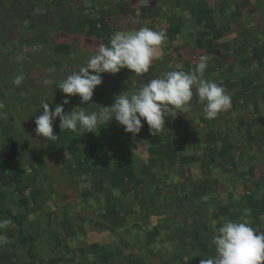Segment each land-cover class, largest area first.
I'll use <instances>...</instances> for the list:
<instances>
[{
	"label": "rangeland",
	"instance_id": "rangeland-1",
	"mask_svg": "<svg viewBox=\"0 0 264 264\" xmlns=\"http://www.w3.org/2000/svg\"><path fill=\"white\" fill-rule=\"evenodd\" d=\"M80 1L83 3L85 9L80 14L76 13L79 11L76 7H73L76 11L72 13V18L73 20H80H74V22L81 23L76 26L61 24L59 27L63 33H66L68 30L67 26H70L69 33H66L67 35L69 34V39L61 42V40L58 39L59 34L55 36H44L45 38H43V40L40 39L39 44L37 43V45H34L33 40H31L32 43L30 44H27V41H24L28 39L26 36L33 32L32 24L27 21L16 19L11 23L8 14L4 12V6H1V4L9 1L0 0V91L2 92L0 94V102L3 103V107H6V109L9 110V113L15 114V106L13 103L17 98L13 97V95H15L13 92L23 91L22 88L13 89V87L7 82V78L12 73L6 68L10 63V61L7 60V55L11 49L14 47H20L24 53L30 54V59L26 63L27 69H22L23 71H32L34 64L35 71L33 72L42 71L47 74L42 82L43 86L38 90L39 95L41 94L43 96L44 101L41 100V102L36 104L32 103L28 105L26 109L23 108L22 103L16 106L20 113L27 110V115H29L26 125L17 124L12 133V136L21 142L20 154H25L26 152L27 154L29 153L31 149L27 145L29 142L32 146H38L37 139L34 137V135H36L38 138L35 131L36 124L34 119L43 113V109L41 108L42 103L46 101L47 103L54 105H56V102L62 104L61 101L64 99L61 91H58L56 94L52 93L54 85L57 83V78L53 75L58 69V66H55V64H58L60 67L59 79L62 81L72 72H75L80 67L86 65L88 58L96 51L94 45L97 41L107 45L116 31H131L132 22L133 28L136 30L141 27H152L154 22L157 23V19H154L152 14H156L157 10L164 9L163 1L159 2L156 10H154V7L148 6L149 0L120 1L118 2L119 6L124 7L119 10L120 13H122V15L129 14L132 17V19L126 23L128 26L120 23L114 25L113 28L108 21L102 23L100 26L101 30L96 34L95 38H92L91 34L84 29V21L82 22V20L84 17H93V15L96 14V10L93 9V6L97 0ZM174 1L175 0H170V4ZM219 1L220 0H218V6H223ZM246 1L253 3L256 0H238L226 6L233 5L237 7L239 5L241 7L242 3H247ZM26 3L31 5L35 14H47L48 12L46 11L49 10L51 0H28ZM63 3L64 2L60 0H55V4L51 8L55 9ZM117 5L118 4H116V6ZM173 6L172 12L164 15V20L168 25L169 21H173L172 29L170 31L167 29V39L160 49L159 58L152 62L149 73L137 77L128 69H122L115 75L108 73L102 74L103 83L94 90L91 101L82 103L79 96H73L75 97V108L73 111H78L79 109L77 108H87V111L90 113L92 111H100L101 107H111L118 94L127 91H129L128 94L135 92L138 87L137 85L149 75H151V77L147 80L154 79L153 72L157 74V78L171 70L190 71L191 69L189 66H186V61L189 55L185 52V48L188 47L186 44H191L190 41H194L198 44V48L192 51L197 52L198 56L207 55L210 57L209 66L213 65V60L219 58L226 60L228 65L232 64L234 66L235 63L237 64L238 73L247 76L248 79L250 77L253 85L246 89L244 97L242 96L236 101L235 104L237 106L233 109V112L230 108L214 119L216 122L214 126L209 127V130H213L218 137L215 144L212 145V143H209L200 149L196 147L194 148L192 147L193 145H191L192 135L189 133V130H193L194 127L189 125L181 127V135L187 138L185 146H188V149H183L182 152L186 153L187 151V154L194 158V163L190 167H179L177 173L178 179L180 182H183L184 185H189L193 180H200L209 176L214 180V184H216L218 180H221V183L224 184L225 182L230 181L228 182L229 185H240L236 192L247 187L243 184L253 186V179L250 177L249 163H247V161L243 162V160L239 161V159L241 158L242 152L247 151V149L253 148L255 152H258V148L260 147L258 144V138H262L264 135V54L253 51L250 54L249 61L240 64L235 60L234 55H230L233 54V40L237 27V31H239L240 26H243V24H245L249 30L247 45H250L251 48H259V46L264 48V25L258 23V15L254 13V10H247V12L237 10L236 16H232V19H227L222 12H218L216 16H214L215 21L211 25L213 27L206 29L202 27L205 24L203 21L201 23L192 21L193 17L190 14V10L179 8L176 5ZM141 14H143L142 16L146 15L145 17H147V19H145V17H140L139 15ZM201 14H197V19L201 18ZM64 21L65 19L63 22ZM112 21L115 22V20ZM210 21L213 20L210 19ZM215 22H217V27ZM255 40L258 41V44L255 43ZM231 43L232 45L230 47ZM215 44H218L219 46L215 47ZM32 46L33 50L31 49ZM34 51L35 53L32 56ZM208 68L210 69L212 67ZM205 78L211 79L224 86V81L218 77L213 69L208 71L207 74L205 73ZM3 89L5 91H3ZM227 91L228 90L226 89V92ZM193 92V100H198L194 89ZM236 94H239V90H236ZM260 94L262 97L259 96ZM39 98L40 97H38V99ZM233 103L234 102L232 101V105ZM203 107L204 105L201 104L200 108L197 109L198 111L192 114L194 115L193 117H198L199 121L204 116ZM2 119H5L3 118V115L0 116V121ZM13 119L15 120L16 117L13 116ZM193 122L197 125L194 118L189 120V123ZM10 123L13 124L11 121ZM55 123L60 128L59 118L56 119ZM142 123L144 126L142 127L141 132L135 137L131 133L123 134L120 137L127 138L131 145L133 155L140 160H144L149 155L147 152L149 147V136H155L150 133L146 122L142 121ZM99 124H101V127H105L108 130L110 128L114 129V126H118L120 129L121 127L122 129L124 128L114 118L109 122L102 121ZM200 125L204 132L206 123L201 120ZM1 127L2 125L0 123V131ZM175 131L176 127L174 128L169 124L165 130V134L170 135ZM70 132L73 135L74 132ZM77 132L76 134H78ZM116 138L115 133L110 135L109 132L106 133L105 130L102 132L97 128L94 133V144L97 143L98 145H103L104 150L98 149V146H96L95 151L97 152L93 156H90V158H87V160L83 159L80 167H71L76 175L73 180L67 178L65 175L67 173L57 167L55 161L56 157L52 155V152H47L42 157L43 163H46V161L49 160V168L57 172L58 175H62V178H65L62 183H58L57 187L58 192L63 194L62 201H64L65 204H68V207L62 210L61 216H64L62 217L64 218L63 220L62 218L56 217L55 214L51 217L48 215L49 212L55 210V207L53 204H50V202H47L45 205L46 211L38 213L31 209V212L28 213L30 220L36 219V222L42 221L43 224L41 230L38 232L39 238H37V244L31 251V254L36 258V260H34L35 264H51V259L58 254H72L76 259L79 258V250L77 249L78 243L75 241V235L82 230V225H85L84 219L86 218L94 219L95 221L89 222L86 225V234L84 237V242L89 244L90 252L93 253L95 258V261L92 262V264H139L138 261H143L145 264H185L183 259L172 262L174 259L171 254L175 249V242L172 240V235L175 234L184 238L183 235H185L188 230L179 229L178 226H172L169 228L167 222L160 223V219H163L165 215L149 217L145 216L147 215L146 213L143 215L140 213L137 214L138 211L134 209L135 205L131 201L139 196L138 194L141 186H139L132 177H129L124 185L116 187L111 195H106L105 191H103L105 188H109L110 178L98 175V172H96L95 169L99 166L103 169V165L106 162L108 148L110 147L114 151L117 148ZM256 138L257 140H255ZM206 146L208 147L207 151ZM178 147L179 140L175 139L174 148L177 149ZM212 156H214V162L211 158ZM229 157H234L235 160H231ZM230 163H233L235 167ZM87 165L88 167L90 166L89 169L88 167L86 168ZM227 166L229 168L228 170L226 168ZM214 167H216L217 170L211 173V169ZM19 169L20 172H24L25 170L27 172L29 171V168L25 166ZM38 175L42 178L45 176V173L43 170H39ZM100 178L104 180H100ZM231 179L234 180L231 182ZM233 189L234 188H232V191ZM126 190H128V192L124 194L123 192ZM87 191H90V193H86ZM97 191L101 192L99 193V196L102 198L101 204L105 209L109 204H112L109 208L114 211L116 214L115 216L110 215L107 217L101 215L96 217L94 216V214H96L94 211L82 208L79 200L75 198L77 196L80 197L83 194H85V196H90ZM8 193L9 191L5 190V188L3 191L0 190V201L2 199L3 206L13 208L16 201L14 199L10 200ZM216 193L219 195L218 199L209 197L206 202L203 201L205 204L203 207H201L199 202L195 201L191 204V207L194 209L195 207H200L204 215H209L211 217L212 226H221L226 219L232 220V217L230 218L226 210L219 209L220 205L226 206L228 204L229 197L223 187H220ZM106 197H110L109 204H107L108 200H105ZM24 202L25 201L21 202L19 200V206H23L24 208L33 207L28 206L27 203L24 204ZM236 209H245L247 213L249 211V206L238 205L236 206ZM257 214L262 220L258 225L259 227L254 228L264 231V212L262 213V211L258 210ZM133 216H139V218L134 219ZM3 218L5 217H0V219ZM191 218H189V223L191 222ZM117 220H121V222L117 224ZM137 220H139V223H136ZM237 220L248 222V218L245 215H242ZM155 228L161 229V234L157 237H155ZM8 229H11V225L0 232V235H7ZM67 236H71V238ZM65 240L68 242L67 245H63ZM120 250H122V254H120ZM12 251L17 252L18 254L16 264H30V262H27L25 259L26 246H24V248L18 246ZM4 254L6 255V253ZM198 255L199 253H197V257ZM175 256H177V254ZM68 258L69 257H67V259ZM177 258L178 257L175 259ZM197 263L200 264V261L197 260ZM0 264H11V260L5 256H0ZM57 264H79V262L78 260L73 263L61 261Z\"/></svg>",
	"mask_w": 264,
	"mask_h": 264
},
{
	"label": "trees",
	"instance_id": "trees-1",
	"mask_svg": "<svg viewBox=\"0 0 264 264\" xmlns=\"http://www.w3.org/2000/svg\"><path fill=\"white\" fill-rule=\"evenodd\" d=\"M8 1L9 2L7 3L1 4V6H4V12L8 14L11 23L16 19L20 21H27L32 24L33 32L28 34L26 36L28 39L24 41H27V44H30L32 43L31 40H33L34 45H37V43L39 44L40 39L43 40V38H45L44 36H55L59 34L58 39H60L61 42L69 39V34L67 35L66 33H69L70 26H67L68 30L66 33H63L59 27L61 24H70L75 26L80 24L81 22H74L75 19L73 20L72 13H74L77 9L79 12L76 13L81 14L85 9L80 0H60L64 3L61 6L52 9L51 7L54 6L55 0H51L49 10L46 11L48 12L47 14H35L31 5L26 3L28 0ZM120 1L123 2L124 0L96 1L93 6V9L96 10V14L93 15V17H84L82 20V22L84 21V29L91 34L92 38H95L96 34L101 30L100 26L102 23L109 21L110 26L113 28L114 25L120 23L128 26L126 23L131 20L132 17L129 14L122 15V13H120L119 10L124 8L119 6L118 2ZM160 1H163L164 9L157 10L156 14H152L154 19H157V23L154 22V25L149 27L155 30H164L165 32H168L167 29H169V31L172 29L173 21H169V26L164 20V15L172 12L173 5L190 10V14L193 17L192 21H196L198 23L203 21L205 24H202V27L206 29L213 27L211 25L214 23V16H216L218 12H222L227 19H232V16H236L237 10H242V12L254 10V13L258 15V23L264 25V0H256L253 3L246 1L247 3H242L241 7L239 5L237 7L233 5L226 6L238 0H220L219 2L223 4L221 7L218 6V0H175L172 4H170V0H149L148 6L154 7V10H156ZM116 4L118 5L116 6ZM73 7H76V9H73ZM197 14H201V18L197 19ZM142 15L143 14L139 16H146ZM64 19L65 21L63 22ZM145 19H147V17H145ZM210 19L213 21H210ZM112 20H115V22ZM215 24L217 27V22H215ZM131 30H136L133 28V22ZM237 30L233 40V54L230 56L234 55L235 60L240 64L249 61L250 54L253 51L264 54V48L260 46L259 48H251L250 45H247L249 30L245 24L240 26L239 31ZM99 43L100 41H97L94 47L97 48ZM190 43L191 44L188 45L186 44L188 47L185 48V52L189 55L186 61V66L193 69L196 63H198L199 56L197 55V52H193L192 50H196L198 48V44L194 41H190ZM255 43L258 44V41L255 40ZM231 45L232 43L230 44V47ZM216 46L219 45L215 44V47ZM31 49L33 50V46ZM34 53L35 51L32 53V56ZM17 57H23V59L18 61ZM29 59L30 54L24 53L20 47H14L8 53L7 60L10 61V63L6 68H8L12 73L7 78V82L11 87H13V89L22 88L23 91L13 92L15 94L13 97L17 98L15 101L13 100L15 114L9 113V110L6 109V107L0 109V116L3 115V118H5L0 121L2 125L0 131V190L3 191L4 188L5 190H8V197H10V200L14 199L16 201L14 207H11L12 209L3 206L2 199L0 201V217H5L12 221L11 229L7 230L8 233L6 235L10 242L6 245L0 246V256H5L8 259L10 258L11 264H16V261L18 260L17 252L12 251L18 246H21L22 248L26 246L25 259L27 262H30V264H35L34 260H36V258H34L31 254V251L37 244V238H39L38 232L41 230L43 224L42 221L36 222V219L30 220L28 213L31 212V209L35 212L42 213L43 211H46V203L50 202V204H53L55 207V210L49 212L48 215L51 217L55 214L56 217L62 218L64 217L61 216L62 210L68 207V204H65L64 201H62L63 194L58 192L57 187L58 183H62L65 178H62V175H58L57 172L49 168V160H47L46 163H43L42 157L44 154L52 152V155L56 157L55 161L57 163V167L67 173L65 174L67 178H71V180H73L76 175L71 167H80L83 159L87 160V158H90V156H93L97 152L95 151L96 146H98V149L104 150L103 145H98L97 143L94 144L93 132L86 133L84 130H79V132L76 131L78 134L74 132L72 135L69 130L60 129L54 122L53 134L58 136L56 140L47 142L42 136H38V140L36 135H34L37 139L38 146H32L29 142L27 143V145L31 148L29 153L27 154L26 152L25 154H20L21 142L12 136V133L14 132V128H16L17 124L26 125L29 115H27V110L20 113L18 111V107L16 106L22 103L23 108L26 109L27 106L32 103L36 104L41 102V100L44 101L43 96L41 94L39 95L38 90L43 86L42 82L47 76V74L42 71L33 72L35 71L34 64L32 71H23L22 69L26 68V63ZM55 66H58V69L53 74L54 77L57 78V83L54 85V90L52 92L53 94L60 91L58 87L60 82V67L58 64H55ZM234 66L232 64L228 65L226 60L219 58L217 60H213V65L209 66L212 68H207L205 72L207 74L208 71L213 69L218 77L224 81V86L228 90L227 94L231 96L232 101L234 102L231 107L232 112L237 106L235 104L236 101L239 100L240 97H244L246 89L253 85L250 77L248 79L247 76H243L241 73H238L237 64L234 63ZM76 71H79V69ZM20 74H23L25 79L22 85L16 86L13 81L15 77ZM153 75L154 78H156L157 74L155 72H153ZM150 77L151 75L144 78L140 83H146L148 81L147 79ZM236 90H239L238 95L236 94ZM3 91L5 90L3 89ZM1 93L2 92L0 91V94ZM63 96L64 99H69L70 101L69 104L64 106L65 113L73 111L75 108V97H67L64 93ZM259 96L262 97L261 94ZM38 97L40 98L38 99ZM61 102L63 103V101ZM0 104L3 105L2 102H0ZM48 104L50 109L54 110L55 106L60 103L56 102V105L50 103ZM191 104L194 108L191 112L187 114L180 113L174 120L171 117L166 120L165 130L168 125L171 124L172 127H176L175 132L170 135H166L164 131L160 134V136H149V147L147 151L149 155L144 160H140L133 155L131 145L127 138H120L123 134H126L124 128L122 129L121 127L120 129L118 126H114V129L110 128L108 130L105 127H101V124H98L97 128H99L102 132L105 130V132H109L110 135L114 133L116 134L117 148L114 151L109 147L103 169L99 166L95 170L98 172V175L110 178L109 188H105L103 190L106 195H111L112 192L115 191L116 187L124 185L126 180L129 179V177H132L134 181L141 186L139 189V196L131 201L135 205L134 209L138 211L137 214L140 213L143 215L146 213L147 215L145 216L149 217L165 215L163 219H160V223L167 222L169 224V228L172 226H178L179 229L188 230V232L183 235L186 239L182 236H177L175 234L172 235V240L175 242V249L171 254L174 259L172 262L183 259L185 264H198L197 260L200 261L204 257L213 256L215 254L212 238L216 234L220 225L212 226L211 217L209 215H204L200 207H195V209L191 207L193 202L197 201L201 207H203L205 206L203 201L206 202L209 197L218 199L219 195L216 191H218L220 187H223L228 193V204L226 206L220 205L219 209L226 210L230 218L232 217V220H237L242 215H245L252 227H259L258 225L262 219L257 212L258 210L262 211V213L264 212V135L262 138H258V144L260 145L258 152H255L253 148L247 149V151L242 152L241 158L239 159V161L243 160V162L247 161V163H249L250 177L253 179V186L250 185V187L247 184H243L247 187L236 192L240 185H229L228 182L230 181H227L224 184L221 183V180H218L217 183L214 184V180H212L209 176L200 180H193L189 185H184L183 182H180L178 179L177 173L179 171V167H190L194 163V158L187 154V151L186 153L182 152L183 149L187 150L188 146H185L187 138L181 135V127L187 125L194 127L193 130H189V133L192 135L191 145H193L192 147L194 148L196 147L200 149L209 143H212L213 145L218 140L214 131L209 130V127L214 126L216 120L213 119V121L205 119L204 115L201 118V120L206 123L205 131L203 132L200 125L201 120L199 121L198 117H193L194 115H192L198 111L197 109L200 108L201 104H198V100H192ZM13 116L16 117L15 120L13 119ZM192 118L196 120L197 125L194 122L189 123V120ZM10 121L13 124H11ZM175 139L179 140V147L177 149L174 148ZM255 140H257V138ZM207 150L208 147L206 146V151ZM211 158L214 162V156ZM229 158L231 160H235L234 157ZM230 164L234 166L233 163ZM23 166L28 167L29 171L27 172L25 170L24 172H20L19 168ZM87 167L88 165L86 168ZM226 168L227 170L229 169L228 166ZM39 170H43L45 173L44 177L41 178L38 175ZM215 170H217L216 167L212 168L211 173L213 171L215 172ZM100 180L104 179L100 178ZM232 180L234 179H231V182ZM232 188H234L233 191ZM127 192L128 190L123 193L125 194ZM86 193H90V191H87ZM99 193L101 192L97 191L95 194L90 196H85V194H83L80 197L77 196L75 198L79 200L82 208L94 211V213H96L94 216L96 217L101 215L107 217L110 215L115 216L116 214L114 211L109 208V206L112 205L109 204L110 197L105 198V200H108L107 204H109V206L105 209L101 204L102 198L99 196ZM19 200L21 202L25 201L24 204L27 203L28 206L33 207L24 208L23 206H19ZM238 205L246 207L249 206V211L246 213L245 209H236V206ZM133 217L134 219L139 218V216ZM189 218H191L190 223ZM63 219L64 218H62V220ZM84 222L85 225H82L80 233L75 235V241L78 243V256L81 259H76L72 256V254H58L56 257L51 259V264H57L61 261L73 263L74 261L76 262V260H78L79 264H92V262L95 261L93 253L90 252L89 244L84 242L86 225L89 222L95 221L94 219L86 218L84 219ZM120 222L121 220H117V224ZM136 223H139V220H137ZM258 230L261 231V229ZM154 232L155 237H157L161 234V229L155 228ZM67 237L71 238V236ZM67 244L68 242L65 240L63 245ZM4 253H6V255ZM197 253H199L198 257ZM120 254H122V250H120ZM176 254L177 256H175ZM67 257L69 258L67 259ZM176 257L178 258L175 259ZM138 263L145 264L143 261H138Z\"/></svg>",
	"mask_w": 264,
	"mask_h": 264
},
{
	"label": "clouds",
	"instance_id": "clouds-1",
	"mask_svg": "<svg viewBox=\"0 0 264 264\" xmlns=\"http://www.w3.org/2000/svg\"><path fill=\"white\" fill-rule=\"evenodd\" d=\"M167 39L166 32L149 27L138 30L116 31L109 43H99L86 65L79 71L59 82L58 87L67 97L79 96L82 103L92 100L94 90L102 85V74H118L128 69L137 77L149 73L154 60L159 58L160 49ZM23 57H17L22 60ZM210 57L200 55L198 63L190 71L171 70L162 76L138 84L135 92H122L115 97L111 107H101L100 111L88 112L87 108L65 113L62 104L50 109L45 101L41 108L43 113L35 119L36 133L46 141H54L53 124L57 118L60 128L72 132L83 129L86 133L97 129L100 122H109L113 118L124 127L126 133L134 137L141 132L145 121L152 135L165 131L166 120H173L180 113L187 114L194 108L192 100L198 97V104H203L205 118L213 120L232 107V98L225 87L211 79L205 78ZM25 77L17 75L14 85H22ZM3 105L0 104V109ZM12 221L0 219V232L7 229ZM10 241L6 235H0V246ZM215 254L200 260V264H264V231H260L244 220L226 219L212 238Z\"/></svg>",
	"mask_w": 264,
	"mask_h": 264
}]
</instances>
